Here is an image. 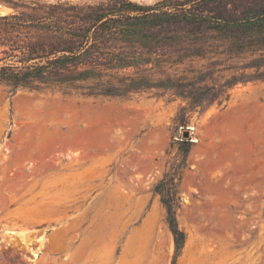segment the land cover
<instances>
[{
	"label": "rangeland",
	"instance_id": "rangeland-1",
	"mask_svg": "<svg viewBox=\"0 0 264 264\" xmlns=\"http://www.w3.org/2000/svg\"><path fill=\"white\" fill-rule=\"evenodd\" d=\"M127 1L151 6L162 0ZM104 2L0 5L10 16L31 7ZM226 5L236 13L264 10V0ZM256 57L221 59L242 65ZM259 73L223 72L238 81L202 111H188L177 126L180 102L153 93L123 100L0 83V264H171L172 235L152 190L176 154L172 140L183 138L187 127L194 146L179 187L177 223L186 239L176 264H264Z\"/></svg>",
	"mask_w": 264,
	"mask_h": 264
},
{
	"label": "trees",
	"instance_id": "trees-1",
	"mask_svg": "<svg viewBox=\"0 0 264 264\" xmlns=\"http://www.w3.org/2000/svg\"><path fill=\"white\" fill-rule=\"evenodd\" d=\"M227 1L162 0L146 6L106 0L0 15V47H8L0 52L5 55L0 83L13 90L123 100L153 93L180 102L177 126L188 111H202L238 81L223 72L254 69L264 78V10L236 13ZM245 54L258 57L242 65L221 59ZM10 56L12 63H6ZM172 141L176 154L152 191L165 210L176 264L186 239L177 223L179 187L194 142Z\"/></svg>",
	"mask_w": 264,
	"mask_h": 264
},
{
	"label": "bare ground",
	"instance_id": "bare-ground-1",
	"mask_svg": "<svg viewBox=\"0 0 264 264\" xmlns=\"http://www.w3.org/2000/svg\"><path fill=\"white\" fill-rule=\"evenodd\" d=\"M134 1V0H133ZM10 13V9L6 8V7H3L0 5V15L3 16V15H7ZM17 234V233H16ZM19 235V234H17ZM20 235H23V233H20ZM23 240V238H22Z\"/></svg>",
	"mask_w": 264,
	"mask_h": 264
},
{
	"label": "water",
	"instance_id": "water-1",
	"mask_svg": "<svg viewBox=\"0 0 264 264\" xmlns=\"http://www.w3.org/2000/svg\"><path fill=\"white\" fill-rule=\"evenodd\" d=\"M192 129L190 127H187L186 129H184V131L182 132V137L189 139L191 137V132Z\"/></svg>",
	"mask_w": 264,
	"mask_h": 264
}]
</instances>
